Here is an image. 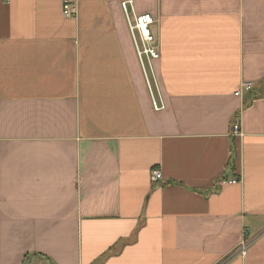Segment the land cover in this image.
I'll use <instances>...</instances> for the list:
<instances>
[{
	"label": "crops",
	"instance_id": "1",
	"mask_svg": "<svg viewBox=\"0 0 264 264\" xmlns=\"http://www.w3.org/2000/svg\"><path fill=\"white\" fill-rule=\"evenodd\" d=\"M121 1L0 0V264H264V0H133L161 111Z\"/></svg>",
	"mask_w": 264,
	"mask_h": 264
},
{
	"label": "built area",
	"instance_id": "2",
	"mask_svg": "<svg viewBox=\"0 0 264 264\" xmlns=\"http://www.w3.org/2000/svg\"><path fill=\"white\" fill-rule=\"evenodd\" d=\"M133 0H123L120 2V9L126 24V28L138 61L141 68V72L146 81V87L150 94L152 107L155 111H161L164 109L162 102L157 101L153 95L152 87L149 81V77L146 71L145 65L151 70L150 63L159 59V53L155 46V38L152 33V26L154 19L149 13L135 14L133 10ZM62 14L65 18H73L76 15V5L71 1H64L62 5ZM151 73V71H150ZM244 89L249 90L251 85L245 83ZM232 135L236 136L240 134L239 123H234L231 128ZM149 178L152 183H157L162 179V173L159 168H153L150 170ZM238 180L230 181L231 184L238 183ZM240 256H245L247 253V243L245 241L240 242L238 248L235 250Z\"/></svg>",
	"mask_w": 264,
	"mask_h": 264
},
{
	"label": "rangeland",
	"instance_id": "3",
	"mask_svg": "<svg viewBox=\"0 0 264 264\" xmlns=\"http://www.w3.org/2000/svg\"><path fill=\"white\" fill-rule=\"evenodd\" d=\"M145 67H146V71H147V74H148V77H149V81H150V84H151V87L153 86V83H152V76H151V73H150V69H149V66L147 67L146 65H145ZM151 68V67H150ZM143 75V74H142ZM143 78H144V76H143ZM144 82H145V84H146V81H145V79H144ZM152 91H153V87H152ZM153 95H154V97H155V99H156V96H155V94H154V92H153Z\"/></svg>",
	"mask_w": 264,
	"mask_h": 264
}]
</instances>
